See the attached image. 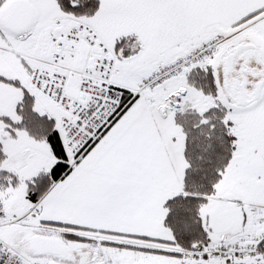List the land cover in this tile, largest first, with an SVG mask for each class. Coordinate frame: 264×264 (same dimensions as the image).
Returning <instances> with one entry per match:
<instances>
[{"label": "crops", "instance_id": "obj_1", "mask_svg": "<svg viewBox=\"0 0 264 264\" xmlns=\"http://www.w3.org/2000/svg\"><path fill=\"white\" fill-rule=\"evenodd\" d=\"M97 1L98 10L89 18L63 14L55 0H5L0 6V78L16 84L0 81L4 154L0 175L13 174L7 166L12 152L17 160L21 158L20 171L37 165V174L28 185L58 162L45 141L19 128L17 108L25 92L32 99L33 112L53 121L61 141L65 110L60 106L59 114L50 110L44 103L47 97L29 79L32 70L65 75L67 97L80 99L78 85L92 62L82 38H67L71 27L90 29L114 49L118 62L110 81L126 92L135 90L140 79L158 65L175 60L214 35L236 29V38L200 69L212 72L218 91L228 102L225 119L234 137V151L199 216L212 241L264 227V83L258 98L245 106L231 100L226 85L244 51L256 53L264 65V0ZM49 8L56 14L54 19L48 17ZM25 47H32L26 56L21 54ZM256 63L261 68L257 59ZM189 75L134 99L72 166L62 145L68 172L16 218L24 217L38 203L39 213L27 217L34 230L11 233L4 228L2 238L25 259L39 264H186L164 226L165 204L182 192L187 168L185 138L174 115L187 107L202 114L216 105L215 99L189 84ZM18 135L20 147L8 153L3 141L15 143Z\"/></svg>", "mask_w": 264, "mask_h": 264}, {"label": "built area", "instance_id": "obj_2", "mask_svg": "<svg viewBox=\"0 0 264 264\" xmlns=\"http://www.w3.org/2000/svg\"><path fill=\"white\" fill-rule=\"evenodd\" d=\"M237 34L236 29L214 35L199 46L190 47L175 60L158 65L153 72L141 78L135 90L126 92L114 86L110 77L118 62L112 47L106 45L90 29L74 27L67 34L68 39L82 38L87 46L90 68H85L78 85L79 100L66 95L67 76L32 70L30 84L47 98L58 104L66 115L61 120V141L69 154L71 166L81 159L121 117L127 105L138 97L155 92L166 83L203 68L210 58ZM128 100L124 102L125 96ZM151 104L153 99H149ZM39 213V204H34L28 214ZM18 221H7L0 187V230L16 225ZM264 229L253 233L222 238L205 245H192L179 249L182 263L205 264L219 260L226 264L253 262L264 264ZM0 264H39L28 261L0 237ZM99 264V263H93Z\"/></svg>", "mask_w": 264, "mask_h": 264}, {"label": "trees", "instance_id": "obj_3", "mask_svg": "<svg viewBox=\"0 0 264 264\" xmlns=\"http://www.w3.org/2000/svg\"><path fill=\"white\" fill-rule=\"evenodd\" d=\"M59 10L75 18L92 17L98 10L97 0H55ZM0 81L12 83L0 78ZM188 82L203 94L216 100V105L202 114L193 110L176 111L175 125L185 138L184 158L187 164L182 182V192L166 202L164 226L170 230L174 245L186 250L192 245H205L212 240L204 229L199 210L214 194L215 187L232 159L234 137L226 121V109L220 105L214 75L210 70L195 69ZM16 85L15 83H12ZM128 100L126 95L124 102ZM17 113L21 117L19 128L35 140H43L58 162L47 174L35 178L29 185L28 199L37 202L69 170L59 134L52 120L39 116L32 110V99L24 92ZM4 121L7 122L6 119ZM4 154L0 146V163Z\"/></svg>", "mask_w": 264, "mask_h": 264}, {"label": "rangeland", "instance_id": "obj_4", "mask_svg": "<svg viewBox=\"0 0 264 264\" xmlns=\"http://www.w3.org/2000/svg\"><path fill=\"white\" fill-rule=\"evenodd\" d=\"M4 1L5 0H0V6L2 5V3ZM48 14H49L48 17L50 19H54L55 16H56L55 12L52 11L51 8H49ZM74 27H78V28L83 29V26H81V25H77V26H74ZM74 27H71V29L74 28ZM31 48L32 47H25L21 51V54L23 53V55L25 54V56H26L27 53H30L31 52ZM47 49L49 50V48H47ZM49 53H50V51H49ZM44 56H46V58H49L48 52L44 53L43 54V57ZM180 78H182V77H180ZM180 78H178V79H180ZM178 79L172 80L170 82L176 81ZM170 82H168V83H170ZM70 84H72L71 80H70ZM216 87H217V90L220 89L218 83H216ZM224 98L225 97L224 96L222 97V95H221L220 98H219V102H220V105L224 106L225 109H227L229 105H228V102L226 103V101H225L226 98L225 99ZM44 103L54 113H58V114L61 113V109L58 107V105L55 104L54 102H52L51 100L45 98ZM188 104H189V102H188ZM186 109H191V108L190 107H187V108H182L181 110H186ZM204 110H206V109H204ZM230 118L233 119L232 116H230ZM19 138H20V135H18V137L16 138L15 143H9L8 144L7 141H3V144H4L3 146L5 147L6 151H8V153H10L13 150H15V148H19L20 147V144L21 143H20V139ZM241 147L242 148L243 147L245 148L246 145L242 142L241 143ZM42 152H43L44 155L47 154L45 144L42 145ZM14 153L15 152H12L11 153V155H10V158H11L10 160L11 161H10V163H7V166H9V169H10V171L13 172V174H6L5 176H1L0 175L1 195H2L3 203L5 205V210H6V215H7V221L8 222L18 221V223L16 225H12V227H6V228L9 229L8 230L9 232L15 230L17 232L19 231V232H24V233L25 232H28L29 233L30 231L32 232V230H34V228L32 227L33 225L30 222L27 221V219L30 217V215L28 214L29 212L24 217H22V218H19V219H16V218H18L20 215L25 214L28 211V209H30L31 204H30V200L28 199V196H27L28 195V190H29V185L28 184L30 183V181H29L30 178H32V176L34 177V175L37 174V172H36L37 169L35 167L37 165L28 166L27 168H25V170L20 171L19 170V164L21 163V158L18 156V159L19 158L20 159L17 160V156ZM13 159H15V160H13ZM41 159L45 163L49 162L45 158V156H42ZM17 165H18V167H17ZM14 166H15V169H14ZM15 170H16V172H15ZM260 229H264V227H261ZM1 230H0V232H1ZM0 237L2 238L1 235H0ZM250 263L251 262H248L247 264H250Z\"/></svg>", "mask_w": 264, "mask_h": 264}, {"label": "flooded vegetation", "instance_id": "obj_5", "mask_svg": "<svg viewBox=\"0 0 264 264\" xmlns=\"http://www.w3.org/2000/svg\"><path fill=\"white\" fill-rule=\"evenodd\" d=\"M262 73L263 71L257 65L253 52L244 51L229 73V78L226 80L227 88L230 89L233 81L238 80L239 82L245 81L246 89L252 91L255 84L262 79Z\"/></svg>", "mask_w": 264, "mask_h": 264}, {"label": "water", "instance_id": "obj_6", "mask_svg": "<svg viewBox=\"0 0 264 264\" xmlns=\"http://www.w3.org/2000/svg\"><path fill=\"white\" fill-rule=\"evenodd\" d=\"M253 55L258 60L259 65L261 66V70L263 71V73L261 74L262 79L255 84L254 89L252 91H248L246 89L245 81H233L232 87L228 89V96L238 106H245L251 103L252 101L256 100L259 96L260 88L264 83V65L261 63L256 53L253 52Z\"/></svg>", "mask_w": 264, "mask_h": 264}]
</instances>
